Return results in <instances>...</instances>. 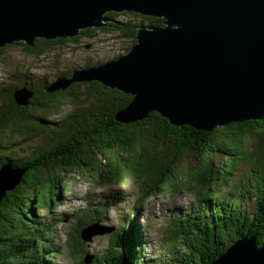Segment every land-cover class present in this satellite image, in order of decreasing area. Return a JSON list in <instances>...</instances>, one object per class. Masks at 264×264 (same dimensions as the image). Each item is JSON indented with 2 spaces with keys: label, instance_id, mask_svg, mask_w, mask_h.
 <instances>
[{
  "label": "trees",
  "instance_id": "trees-1",
  "mask_svg": "<svg viewBox=\"0 0 264 264\" xmlns=\"http://www.w3.org/2000/svg\"><path fill=\"white\" fill-rule=\"evenodd\" d=\"M107 16L105 25L87 27L74 37H39L33 45L18 41L1 46L0 55L5 48L21 45L39 56L104 31L124 40L116 58L136 42L139 25L162 26L165 21L132 11ZM76 68L81 67L68 68L55 78H69ZM55 78H32L18 68L10 80L0 81V168L9 164L23 170L20 181L0 200V264H61L57 258L62 252L71 260L63 264H211L242 237L255 235L262 242L264 118L230 122L211 131L174 125L157 111L142 120L121 122L116 114L128 105L131 94L96 80L48 90ZM21 88L32 92L27 104L16 101L14 93ZM67 104L73 109L63 112ZM33 138H38L36 144L19 152L13 149ZM72 172L103 183L134 180L140 206L161 191H188L197 202L162 216L160 254L147 255L136 204L124 213L110 249L94 254L82 237L83 229L103 218L94 216V206L86 215L81 208L62 217L55 214L64 194L71 192L67 179ZM113 198L121 199V194ZM106 201V206L113 205L112 199ZM41 210L50 216L47 221L37 214ZM65 218L71 224L60 242L56 226Z\"/></svg>",
  "mask_w": 264,
  "mask_h": 264
},
{
  "label": "water",
  "instance_id": "water-1",
  "mask_svg": "<svg viewBox=\"0 0 264 264\" xmlns=\"http://www.w3.org/2000/svg\"><path fill=\"white\" fill-rule=\"evenodd\" d=\"M124 11L161 17L164 25H139L128 52L76 68L48 90L96 80L131 94L116 114L121 122L157 111L174 125L211 131L264 118V0H0V47L74 37L105 25L108 12ZM14 95L27 104L32 92ZM22 174L9 164L0 168V200ZM88 230L111 231L94 223L82 230L86 240ZM211 264H264V238L242 237Z\"/></svg>",
  "mask_w": 264,
  "mask_h": 264
},
{
  "label": "rangeland",
  "instance_id": "rangeland-1",
  "mask_svg": "<svg viewBox=\"0 0 264 264\" xmlns=\"http://www.w3.org/2000/svg\"><path fill=\"white\" fill-rule=\"evenodd\" d=\"M123 42L124 40L118 39L116 34L103 31L96 38H83L79 43L56 46L51 52L39 56L25 51L21 45L5 48L0 55V81L10 80V77L18 68L30 74L32 78L49 74L50 79H54L56 74L58 75L68 68L83 67L87 62L95 63L98 60L105 61L113 58V56L123 52ZM72 109L73 106L67 104L64 106L63 112H69ZM17 137L21 140L20 136ZM32 140L33 142L16 144L13 149L19 152L21 148H26L32 143L36 144L35 140H38V138H33ZM215 164L220 165L219 160H215ZM68 177L67 185L70 187L71 192L68 194L63 193V200L55 209V214L62 217L65 213L81 208L83 210L81 213H84V215L95 211L94 216L98 214L102 216L103 218L100 220L101 226L110 228L114 233L101 231L102 234L93 235L96 231L88 230L87 237H91L88 239L90 252L92 251L94 254L105 253L112 246L116 231L122 227L121 219L125 216L124 213L131 210L134 204L140 206L137 203V198L140 196L138 186L134 180L122 184L117 181L112 183L97 182L93 178H88L90 177L88 174L87 178H84L76 172L68 174ZM73 177L81 178L77 180V178ZM119 194H121V199L113 198ZM106 198L112 199L109 203L112 202L113 205L106 206ZM196 202L195 195L188 191H179L172 194H165V191H161L151 197L146 204L136 208L138 220L145 227V237L148 242L146 247L147 255L154 257L160 254L158 248L162 245L160 234L162 231L160 225L162 216L165 213H170L171 209H180L187 205H194ZM90 206H94V208H91L92 212L88 210ZM97 206L100 207L98 208ZM38 213L43 221H47L46 218H50L48 215L47 217L45 216V210H41ZM57 223L56 230L60 233L58 241L64 242L65 233L70 228L71 222L68 221V218H65ZM57 260L61 264L71 263L66 252H62Z\"/></svg>",
  "mask_w": 264,
  "mask_h": 264
}]
</instances>
